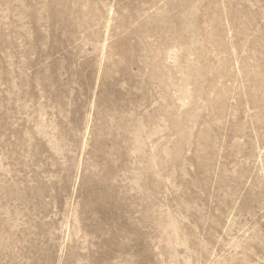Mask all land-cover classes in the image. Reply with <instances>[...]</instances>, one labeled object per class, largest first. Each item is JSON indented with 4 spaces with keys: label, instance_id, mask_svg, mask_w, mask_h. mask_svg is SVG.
I'll return each mask as SVG.
<instances>
[{
    "label": "rangeland",
    "instance_id": "rangeland-1",
    "mask_svg": "<svg viewBox=\"0 0 264 264\" xmlns=\"http://www.w3.org/2000/svg\"><path fill=\"white\" fill-rule=\"evenodd\" d=\"M0 264H264V0H0Z\"/></svg>",
    "mask_w": 264,
    "mask_h": 264
}]
</instances>
